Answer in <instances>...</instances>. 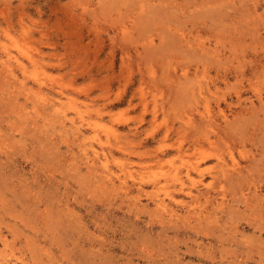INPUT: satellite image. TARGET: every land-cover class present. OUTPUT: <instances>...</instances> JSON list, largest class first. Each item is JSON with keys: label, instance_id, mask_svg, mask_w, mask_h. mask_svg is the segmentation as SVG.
I'll return each mask as SVG.
<instances>
[{"label": "rangeland", "instance_id": "obj_1", "mask_svg": "<svg viewBox=\"0 0 264 264\" xmlns=\"http://www.w3.org/2000/svg\"><path fill=\"white\" fill-rule=\"evenodd\" d=\"M0 264H264V0H0Z\"/></svg>", "mask_w": 264, "mask_h": 264}, {"label": "bare ground", "instance_id": "obj_2", "mask_svg": "<svg viewBox=\"0 0 264 264\" xmlns=\"http://www.w3.org/2000/svg\"><path fill=\"white\" fill-rule=\"evenodd\" d=\"M32 58V57H31ZM33 61V60H32ZM187 173V172H186ZM177 174H178V172H177ZM180 174V173H179ZM188 174V173H187ZM190 174V173H189ZM186 176V175H185ZM188 177H190L189 175H187ZM179 178H180V176H179ZM181 179V178H180ZM191 179V178H190ZM193 184V183H192ZM195 184V183H194ZM193 186V185H192ZM188 195V194H187ZM192 198V197H191Z\"/></svg>", "mask_w": 264, "mask_h": 264}]
</instances>
